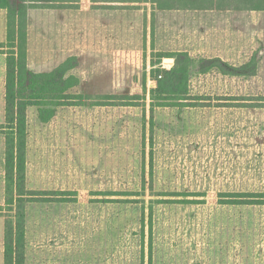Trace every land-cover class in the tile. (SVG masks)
I'll use <instances>...</instances> for the list:
<instances>
[{
    "label": "rangeland",
    "instance_id": "1",
    "mask_svg": "<svg viewBox=\"0 0 264 264\" xmlns=\"http://www.w3.org/2000/svg\"><path fill=\"white\" fill-rule=\"evenodd\" d=\"M30 55L35 73L60 64L41 48ZM88 55L70 71L79 105L45 124L27 109L24 190L57 189L44 193L67 203L24 204L25 264H264V207L222 204L264 193V53L251 77L191 63L190 100L162 107L151 100L152 72L170 70L169 58ZM3 214L12 215L6 205Z\"/></svg>",
    "mask_w": 264,
    "mask_h": 264
},
{
    "label": "crops",
    "instance_id": "2",
    "mask_svg": "<svg viewBox=\"0 0 264 264\" xmlns=\"http://www.w3.org/2000/svg\"><path fill=\"white\" fill-rule=\"evenodd\" d=\"M18 3L28 7L27 63H31L30 54L38 48L58 56L57 63L68 57L81 63L80 57L86 52L91 63H99L110 60V54L117 51L159 53L171 63L175 53H186L192 63L216 58L225 63H246L254 55L257 63V55L264 53V0H18ZM29 5L45 6L29 8ZM6 31L7 13L0 8V43H6ZM34 37L40 39L34 41ZM1 64L5 69L6 63ZM1 64L0 207H4L6 116ZM64 108H58L56 114ZM26 147L29 161L31 143L27 142ZM53 190L57 189L40 192ZM46 199L28 202L27 206L67 203L49 196ZM31 211L29 207L25 210L26 241ZM4 234L5 218L0 216V264H4Z\"/></svg>",
    "mask_w": 264,
    "mask_h": 264
},
{
    "label": "trees",
    "instance_id": "3",
    "mask_svg": "<svg viewBox=\"0 0 264 264\" xmlns=\"http://www.w3.org/2000/svg\"><path fill=\"white\" fill-rule=\"evenodd\" d=\"M24 6L19 4L18 0H0V8L7 13V39L6 43H0V54L5 55L6 58L4 85L6 126L3 128L9 130V133L4 134L5 205L12 213L4 216L3 207H0V216L5 218L4 264H25L24 204L34 200H44L40 197L49 195L44 192L24 190L27 109L35 107L38 120L45 124L54 118L58 108L79 105L78 100H80V95L72 92L79 85V81L75 76L70 75V71L77 66L75 57L68 58L47 73H35L27 67L26 17L22 14ZM172 58L174 65L170 70L156 69L152 72L156 87L150 91V94L153 104L157 107L172 106L171 104L175 102L190 100L188 83L192 60L186 53L172 54ZM198 63L201 74L216 70L226 76H239L247 70V76L251 77L256 69L255 56L246 65L238 68L229 66L217 58L200 59ZM184 104L190 106L188 103ZM12 186L19 193L16 206H12L14 204ZM24 197L29 198L23 200ZM231 197L222 204L264 206V193L234 194Z\"/></svg>",
    "mask_w": 264,
    "mask_h": 264
}]
</instances>
